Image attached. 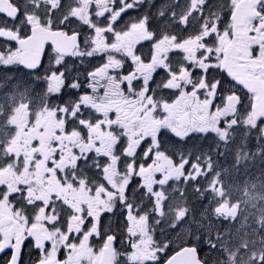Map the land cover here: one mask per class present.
Here are the masks:
<instances>
[{"label": "snow or ice", "instance_id": "6c2138e0", "mask_svg": "<svg viewBox=\"0 0 264 264\" xmlns=\"http://www.w3.org/2000/svg\"><path fill=\"white\" fill-rule=\"evenodd\" d=\"M7 3L15 14L0 7V264H172L189 250L207 264L194 219L188 245L171 256L156 231L185 224L189 185L209 205L225 200L228 170L213 157L225 156L233 129H264L255 111L257 100L264 108V0H228L226 12L218 0H188L180 13L181 0ZM238 33L247 59L230 61L222 38ZM115 99L135 100L134 113L105 110ZM210 134L207 150L187 148ZM222 208L214 219L228 218Z\"/></svg>", "mask_w": 264, "mask_h": 264}, {"label": "flooded vegetation", "instance_id": "af4514ba", "mask_svg": "<svg viewBox=\"0 0 264 264\" xmlns=\"http://www.w3.org/2000/svg\"><path fill=\"white\" fill-rule=\"evenodd\" d=\"M225 1L226 0H218V3L223 7V10L226 12L227 8H228L227 7L228 5L225 4ZM162 2H163V0H157L158 4L162 3ZM187 3H188V0H181V4L176 7L177 13H180L184 8H186L187 7ZM229 7H231V6H229ZM197 26L198 25L193 27V31L195 30V27H197ZM247 42H248L247 37L243 33H238L237 34V39L235 41H228L227 38H222V42L221 43H222V46L225 47V48L229 47V48L237 51L238 53H243L244 54V58L247 59V56H246ZM167 43H168L167 41L164 42L165 45H167ZM140 51L142 53H144L145 55L148 54V48L147 47H144V48L140 49ZM120 59H124V57H120ZM45 63H47V62H45ZM69 63H70V66H71V61ZM100 63H102V61H100L99 59H93L91 61V64H100ZM77 67L80 68L81 72H83L85 68L89 67V65L86 62L83 66H80L79 64H77ZM128 79L131 80V79H133V77H129ZM157 80L162 82L163 77H157ZM125 92H126L127 96H131L132 95L130 92H127V89L125 90ZM160 96L163 97L164 99H169L170 98L169 94L166 93V92H161ZM135 103H136V101L132 100L129 104H125L122 100L115 99L113 104L107 105L105 107V110H107V107L117 106L119 108V110L121 111V118L123 119V118H125V113H127L128 115H132L134 113L135 109L132 108V105H134ZM246 103H247V101H246ZM149 126H151L150 122H149ZM95 131L97 132V134L103 135L104 138L106 139V141L111 142L112 138H111L110 135L100 134L98 130H95ZM114 131L119 132V129H114ZM34 134L35 133H29V136L34 135ZM229 135H230V137L232 136L231 134H229ZM42 139L45 140V144H46V137H43ZM200 140H201V142L198 143L197 148H201L203 150H207L209 148V145L215 143V141L211 137V134H210L208 139H205V138L201 137ZM235 142H236V138L232 139V141L230 143V145H231L230 146V148H231L230 150L231 151L233 149V145H234ZM205 147H207V148L205 149ZM42 150H44L46 152V154H47V150H46L45 145H42ZM231 151H230V153H231ZM214 157H216V156H214ZM217 158H219V157H217ZM42 167L43 166L41 164V168ZM199 183L203 186L205 183H210V181H206V180L202 179V180L199 181ZM48 190L60 191L58 185H50V188ZM200 201L203 202V200H201V199H200ZM220 220L221 219H218V220L214 219L213 216H209L206 219H201L198 222L193 223V226H192V230L193 231H192V233L193 234H198L200 237H209V236H212V234H218L221 231V221ZM209 223L211 224V228L208 227ZM201 224L204 225V227L200 228L197 231V226L201 225ZM209 257H210L211 261L215 258L214 255H209Z\"/></svg>", "mask_w": 264, "mask_h": 264}, {"label": "rangeland", "instance_id": "374dc122", "mask_svg": "<svg viewBox=\"0 0 264 264\" xmlns=\"http://www.w3.org/2000/svg\"><path fill=\"white\" fill-rule=\"evenodd\" d=\"M240 135L243 136L246 134L241 133ZM232 189L233 193L226 191L225 200L216 203L224 205V208H222V213L225 212V209L227 210L226 215L228 220L232 222H244L245 218L252 219L256 221V225L258 227L263 229V234L256 236V239L254 240L255 244L251 247L252 255L248 256L245 262H240L242 264H256V261H259L261 259L262 253H264L262 252V250L264 251V199H262L264 198V194L257 191L247 193L245 190L238 188L237 186H232ZM235 194H237V197H233ZM246 200H249L250 202L246 204ZM237 201L239 203H237ZM216 203L208 206L210 209L207 214L213 215V208L215 207ZM207 208L204 206L201 208V210H198L197 213L204 214L203 212H205ZM189 215L191 214L189 213ZM245 225L248 224L245 223ZM236 243H238V241Z\"/></svg>", "mask_w": 264, "mask_h": 264}, {"label": "water", "instance_id": "95a60500", "mask_svg": "<svg viewBox=\"0 0 264 264\" xmlns=\"http://www.w3.org/2000/svg\"><path fill=\"white\" fill-rule=\"evenodd\" d=\"M257 108L255 109V111L257 113L259 112H264V108H261L260 105V101L257 100ZM180 252V251H179ZM177 252V253H179ZM185 261H189L190 264H199V262L196 260V254L192 253L191 250L186 251L182 254L176 255L172 261V264H185Z\"/></svg>", "mask_w": 264, "mask_h": 264}]
</instances>
